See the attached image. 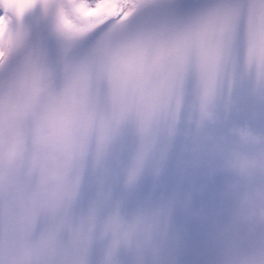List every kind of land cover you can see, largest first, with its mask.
<instances>
[{"label":"snow or ice","instance_id":"obj_1","mask_svg":"<svg viewBox=\"0 0 264 264\" xmlns=\"http://www.w3.org/2000/svg\"><path fill=\"white\" fill-rule=\"evenodd\" d=\"M236 125L264 134V0H0V264H264V173L192 151Z\"/></svg>","mask_w":264,"mask_h":264},{"label":"clouds","instance_id":"obj_2","mask_svg":"<svg viewBox=\"0 0 264 264\" xmlns=\"http://www.w3.org/2000/svg\"><path fill=\"white\" fill-rule=\"evenodd\" d=\"M202 116L212 126L220 121L214 108L203 109ZM192 151L197 159L214 163L212 171L235 178L226 183L230 190L237 189L241 180L247 181L257 173H264V134L248 126L236 125L225 133L205 134L194 144ZM237 195L245 207L246 219L264 222V189L240 191Z\"/></svg>","mask_w":264,"mask_h":264}]
</instances>
